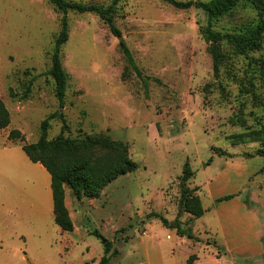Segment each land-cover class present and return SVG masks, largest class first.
I'll list each match as a JSON object with an SVG mask.
<instances>
[{"label":"rangeland","instance_id":"obj_1","mask_svg":"<svg viewBox=\"0 0 264 264\" xmlns=\"http://www.w3.org/2000/svg\"><path fill=\"white\" fill-rule=\"evenodd\" d=\"M68 1L105 7L112 0ZM261 1L239 0L212 19L211 28L248 32L264 19ZM62 14L48 0H0V98L10 114L0 129V148L20 144L8 137L12 129L35 142L41 121L58 111L63 119L49 120L48 139L104 132L127 144L137 167L95 197L76 198L65 185L74 224L66 231L52 210L45 216L23 211L32 208L8 180L20 178L21 188L35 196L41 173L28 171L22 159L35 165L20 147L0 149V264H99L105 241L107 255L116 250L109 264H186L192 250L198 264H264L258 237L264 236V157L255 154L259 141L235 137L264 125V79L257 66L264 30L260 48L244 54L222 42L224 58L214 73L201 34L209 24L204 10L119 0L113 22L139 76L98 14L69 9L68 37L60 48L67 83L59 106L48 69ZM185 163L193 173L186 184L197 187L204 208L199 217L179 210ZM162 217L177 218L200 242L179 235Z\"/></svg>","mask_w":264,"mask_h":264},{"label":"trees","instance_id":"obj_2","mask_svg":"<svg viewBox=\"0 0 264 264\" xmlns=\"http://www.w3.org/2000/svg\"><path fill=\"white\" fill-rule=\"evenodd\" d=\"M56 9L63 12L60 17V28L55 37L50 54L51 66L48 69L49 75L54 83V95L59 106L63 105L64 94L67 83L65 72L60 58L61 45L67 40V10H74L80 13L94 12L107 25L110 32L118 38V46L129 67L139 76L141 71L135 63L129 48L126 46L121 33L113 22L115 4L119 0H112L107 6L98 4H84L68 0H48ZM174 7L186 9L189 7L201 8L207 14L209 24L201 28V34L206 42L212 56L214 73L218 72L219 65L224 58L222 42H227L232 51L236 54H244L249 50L258 49L261 46L260 34L264 30V19L246 33H221L211 28L212 19L222 16L231 11L239 0H164ZM257 5L261 0H252ZM258 72L264 79V57L257 60ZM26 95L21 96V98ZM62 118L60 112L49 114L40 123V135L35 142H25L24 137L18 129H12L8 133L10 139H17L22 150L32 162L40 163L50 175V188L53 201V219L61 230L71 231L74 228L69 210L65 204V185L69 187L76 198L81 196H98L102 188L119 175L133 171L137 163L128 155V147L124 141L113 139L104 132L92 133L83 137H67L62 134L54 138L46 137L49 120L51 118ZM10 114L4 102L0 98V129L8 126ZM237 141H259L261 146L256 149L255 154L264 157V125L260 128L246 131L235 136ZM210 161V159H209ZM208 161V162H209ZM207 162V163H208ZM264 169V162L261 170ZM192 170L185 163L180 176V195L178 200L179 210L187 212L190 216L199 217L203 214L201 200L196 193L197 187H189L186 181L192 175ZM230 196L221 197L218 200L228 199ZM165 225L176 227L179 235L187 238H195L189 229L183 230L178 226V219L168 222L162 217ZM98 235L96 230L91 231ZM103 255L99 264H109L110 257L116 250L107 255L110 249V242L103 243ZM195 254H190L186 264H197Z\"/></svg>","mask_w":264,"mask_h":264},{"label":"crops","instance_id":"obj_3","mask_svg":"<svg viewBox=\"0 0 264 264\" xmlns=\"http://www.w3.org/2000/svg\"><path fill=\"white\" fill-rule=\"evenodd\" d=\"M18 147H20L22 149L21 144H19V143H9V144L2 145L0 149L8 151V150H13V149L15 150ZM22 163L28 166V171H31V170L34 171V169H39V171L41 173V181H40V185H38L39 189L37 188L38 193L35 196H33L30 193V189L21 188V183L19 180L20 178H17L14 176V178L8 180L11 187L14 188V192L15 193L19 192L20 194H22L23 201L27 202V206H30L32 208V209L24 208L23 211L25 213L36 212L38 215H44L45 216V215L49 214L50 210H52V214H53V201H52V194H51V188H50V175H49V173L38 162H33L35 166H31L30 164H27V162L24 159H22ZM14 165H16V164H14ZM16 166H18V165H16ZM192 235L195 238L194 239L190 238V240L192 239L195 242H200V239L195 234L192 233ZM258 237L260 240H261V238H263V240H264L263 235L260 234V235H258ZM192 251H191V253H188L187 257L190 254H195L197 257L195 262L198 264L197 251H195V250H192ZM259 252H261L262 254L264 253L260 249H259ZM187 257H186V259H187Z\"/></svg>","mask_w":264,"mask_h":264}]
</instances>
